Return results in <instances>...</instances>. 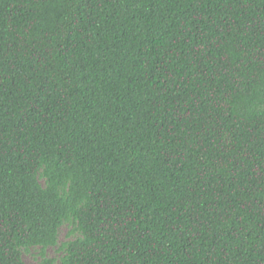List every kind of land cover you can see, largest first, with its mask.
Listing matches in <instances>:
<instances>
[{
  "label": "trees",
  "instance_id": "trees-1",
  "mask_svg": "<svg viewBox=\"0 0 264 264\" xmlns=\"http://www.w3.org/2000/svg\"><path fill=\"white\" fill-rule=\"evenodd\" d=\"M36 247L264 264V0H0V264Z\"/></svg>",
  "mask_w": 264,
  "mask_h": 264
},
{
  "label": "rangeland",
  "instance_id": "rangeland-1",
  "mask_svg": "<svg viewBox=\"0 0 264 264\" xmlns=\"http://www.w3.org/2000/svg\"><path fill=\"white\" fill-rule=\"evenodd\" d=\"M69 228L67 226H63L60 232V242H64L69 238L68 235ZM39 248H30L29 251H24L23 258L27 264H38L40 261ZM46 254L49 256H53L59 258L62 255V251L57 247H48L46 249Z\"/></svg>",
  "mask_w": 264,
  "mask_h": 264
}]
</instances>
